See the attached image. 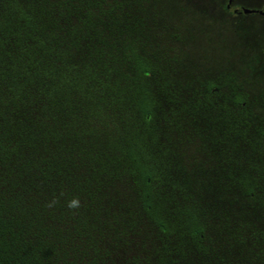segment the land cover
Instances as JSON below:
<instances>
[{"label": "trees", "instance_id": "16d2710c", "mask_svg": "<svg viewBox=\"0 0 264 264\" xmlns=\"http://www.w3.org/2000/svg\"><path fill=\"white\" fill-rule=\"evenodd\" d=\"M129 8L0 0V264H211L207 214L175 195L203 161L172 156L176 113L157 99L171 75L146 52ZM217 89L209 83L204 99L225 144L213 139L204 167H225L215 177L232 182L230 136H242L244 94L215 106ZM251 179L242 180L250 196L263 177ZM145 223L155 241L145 240ZM255 231L249 256L258 262ZM187 244L201 260L188 258Z\"/></svg>", "mask_w": 264, "mask_h": 264}, {"label": "rangeland", "instance_id": "374dc122", "mask_svg": "<svg viewBox=\"0 0 264 264\" xmlns=\"http://www.w3.org/2000/svg\"><path fill=\"white\" fill-rule=\"evenodd\" d=\"M227 1L129 0V9L146 52L154 54L159 70L171 75L172 86L159 91L157 99L166 113H176L166 140L176 151L172 156L183 160L184 153L186 161L194 156L203 161V166L192 170L191 181L196 184L175 195L199 202L207 214V246L214 251L207 260L211 264H264V256L258 262L249 256L254 241L251 229L257 230L256 243L264 248V15L232 11L241 7L264 10V0H232L230 9L225 8ZM209 83L218 88L212 94L215 106L234 90L244 94L241 111L247 118L242 120V136L232 132L230 136L232 182L220 181L217 174L216 180L215 173L224 174L225 167H204L213 139L222 140L218 136L222 131L216 127L217 109L204 99ZM225 102L232 106L229 99ZM196 104L199 107L194 108ZM224 142L217 143L224 146ZM259 174L261 188L247 195L242 180L253 181ZM171 176L179 179L178 170L174 168ZM144 225L145 240L155 241V228ZM186 249L188 258L201 260L190 245Z\"/></svg>", "mask_w": 264, "mask_h": 264}, {"label": "flooded vegetation", "instance_id": "af4514ba", "mask_svg": "<svg viewBox=\"0 0 264 264\" xmlns=\"http://www.w3.org/2000/svg\"><path fill=\"white\" fill-rule=\"evenodd\" d=\"M231 2H232V0H228L227 1V3L225 4V8L226 9H230V7H231ZM242 8L243 7H241L240 9H238V8H232V11L234 12V13H236V14H240V13H243L242 12ZM252 9H256V8H252ZM256 10H261V9H256ZM252 13H258V12H252ZM260 14V13H259Z\"/></svg>", "mask_w": 264, "mask_h": 264}, {"label": "water", "instance_id": "95a60500", "mask_svg": "<svg viewBox=\"0 0 264 264\" xmlns=\"http://www.w3.org/2000/svg\"><path fill=\"white\" fill-rule=\"evenodd\" d=\"M229 1H230V0H229ZM242 12H243V13L258 12V13L264 15V10H256V9L246 8V7H243V8H242ZM147 118H148V115H147Z\"/></svg>", "mask_w": 264, "mask_h": 264}]
</instances>
